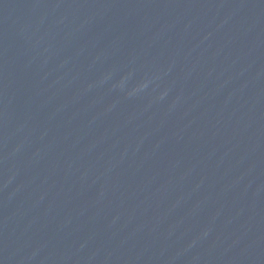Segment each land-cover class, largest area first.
Wrapping results in <instances>:
<instances>
[{
    "label": "water",
    "instance_id": "95a60500",
    "mask_svg": "<svg viewBox=\"0 0 264 264\" xmlns=\"http://www.w3.org/2000/svg\"><path fill=\"white\" fill-rule=\"evenodd\" d=\"M0 264H264V0H0Z\"/></svg>",
    "mask_w": 264,
    "mask_h": 264
}]
</instances>
